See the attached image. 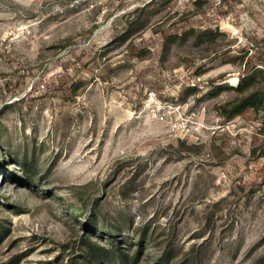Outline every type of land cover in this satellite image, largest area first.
<instances>
[{
	"label": "rangeland",
	"instance_id": "obj_1",
	"mask_svg": "<svg viewBox=\"0 0 264 264\" xmlns=\"http://www.w3.org/2000/svg\"><path fill=\"white\" fill-rule=\"evenodd\" d=\"M254 37L264 0H0V264H264V106L216 109L264 100V70L204 97ZM149 91L208 130L172 131Z\"/></svg>",
	"mask_w": 264,
	"mask_h": 264
},
{
	"label": "trees",
	"instance_id": "obj_2",
	"mask_svg": "<svg viewBox=\"0 0 264 264\" xmlns=\"http://www.w3.org/2000/svg\"><path fill=\"white\" fill-rule=\"evenodd\" d=\"M172 37H174V34H168V35L161 34L160 36L161 40L159 42L160 50L163 49L164 44ZM115 41H123V37L118 36L115 38ZM251 42L253 43L255 47V52L253 55H251L250 61L244 63V69L242 71V76L238 77L237 85L235 87H231V86L224 87L222 85H219L215 93L206 94L204 97H207V98L214 97L216 95H219L220 93H222L224 90H227V89L233 90L236 93L240 94L246 91L252 85V83L254 82L253 80L254 78L252 77V72L254 71V69L260 66L261 67L260 69L262 71L264 70V38L254 37L251 40ZM130 48L131 47H129V49ZM140 50H138V52L135 54L136 57L141 52ZM245 79H247L248 81H246ZM75 87H76L75 82H68V83H64L60 89L64 91L65 97L72 99L74 97ZM193 91L195 90L193 89ZM251 96L252 94L250 93L246 97H242V98L237 97L233 99L231 102L218 105L216 108L218 114L225 121H228L232 119L234 116L241 114L247 108H252V109L257 110L259 106H264V100H259L257 102L251 101L250 100ZM184 97H185V94L181 96V99H183ZM201 99H198L197 101ZM262 123L264 125V121H262ZM91 254L92 255L95 254L99 259L101 258L104 259L103 264H112V262L117 259L114 252H109L103 249L94 250Z\"/></svg>",
	"mask_w": 264,
	"mask_h": 264
},
{
	"label": "built area",
	"instance_id": "obj_3",
	"mask_svg": "<svg viewBox=\"0 0 264 264\" xmlns=\"http://www.w3.org/2000/svg\"><path fill=\"white\" fill-rule=\"evenodd\" d=\"M184 107L186 104L160 100L152 91L146 93L143 101V108L147 109L157 121L166 123L172 131L188 134L198 140L208 127L200 121L196 112ZM227 127V124L221 125L216 119L211 131L228 129Z\"/></svg>",
	"mask_w": 264,
	"mask_h": 264
}]
</instances>
